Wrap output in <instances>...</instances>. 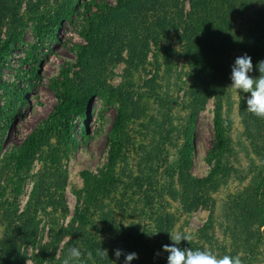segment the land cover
Returning <instances> with one entry per match:
<instances>
[{"label":"rangeland","instance_id":"rangeland-1","mask_svg":"<svg viewBox=\"0 0 264 264\" xmlns=\"http://www.w3.org/2000/svg\"><path fill=\"white\" fill-rule=\"evenodd\" d=\"M25 2L0 0V264H167L170 232L264 264V118L231 87L264 3Z\"/></svg>","mask_w":264,"mask_h":264},{"label":"clouds","instance_id":"clouds-1","mask_svg":"<svg viewBox=\"0 0 264 264\" xmlns=\"http://www.w3.org/2000/svg\"><path fill=\"white\" fill-rule=\"evenodd\" d=\"M264 3V0H259ZM256 69L259 76H253V61L251 56L245 54L235 59L231 72V87L247 94L246 106L247 111L259 118H264V60L258 61ZM170 239L173 243L163 245L164 251L168 252L167 264H241L239 257L224 255L217 257L209 250L189 249L181 247L182 241H190L191 236L188 233L170 232ZM106 249L101 251V255ZM71 260H78L81 252L77 247L69 250ZM114 255L119 259L124 255L122 249H115ZM138 258L136 252H130L124 255L123 264H131L134 259ZM64 264H70V260H65Z\"/></svg>","mask_w":264,"mask_h":264},{"label":"trees","instance_id":"trees-1","mask_svg":"<svg viewBox=\"0 0 264 264\" xmlns=\"http://www.w3.org/2000/svg\"><path fill=\"white\" fill-rule=\"evenodd\" d=\"M43 0H26V2H25V5H26V13L28 14V15H30L31 13H33L34 15H38V16H34V15H30V17H29V19H31V20H34V21H36V19L37 20H39L40 18H39V12H37L36 10L37 9H35V8H37L39 5H40V2H42ZM69 6H72V8H76V0H63V3L60 5V11H62V10H65V9H67L68 10V7ZM71 8V9H72ZM20 17H22V15H17V17H16V20L17 21H21V19H20ZM38 17V18H37ZM46 17V16H45ZM49 17H46V19H48ZM96 19V21H98V17L97 18H95ZM48 20H51L50 18L48 19ZM21 23H23L24 24V22L23 21H21ZM36 23V22H35ZM26 24H24V26H25ZM36 27V26H35ZM134 64V66H136V63H133ZM102 74H105V73H101L100 75H102ZM109 74H112V71L109 73ZM106 75V74H105ZM99 85V86H98ZM104 85H105V82L104 83H100V84H97V85H93V87L94 88H96V89H100V88H102V87H104ZM90 88V90H94L93 88H91V87H89ZM216 125H217V131H216V139H217V141H218V144L220 145V146H222L225 142H226V140H225V135H224V127H223V121L221 120V118H220V114L219 113H217V118H216Z\"/></svg>","mask_w":264,"mask_h":264},{"label":"bare ground","instance_id":"bare-ground-1","mask_svg":"<svg viewBox=\"0 0 264 264\" xmlns=\"http://www.w3.org/2000/svg\"><path fill=\"white\" fill-rule=\"evenodd\" d=\"M69 53V52H68ZM52 63V62H51Z\"/></svg>","mask_w":264,"mask_h":264}]
</instances>
